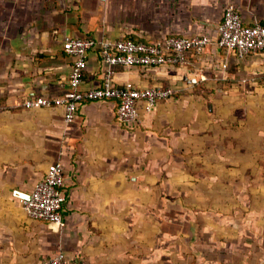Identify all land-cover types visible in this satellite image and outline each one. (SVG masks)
Listing matches in <instances>:
<instances>
[{"label": "crops", "instance_id": "1", "mask_svg": "<svg viewBox=\"0 0 264 264\" xmlns=\"http://www.w3.org/2000/svg\"><path fill=\"white\" fill-rule=\"evenodd\" d=\"M229 5L264 25V0H0V264L59 252L71 264H264V181L252 173L264 168V49L239 59L220 47ZM201 34L211 44L185 65L113 67L116 85L177 90L151 112L141 103L135 124L112 100L82 103L70 124L61 107L24 106L69 90L66 38ZM106 69L97 48L83 89ZM54 163L63 228L21 206Z\"/></svg>", "mask_w": 264, "mask_h": 264}, {"label": "built area", "instance_id": "2", "mask_svg": "<svg viewBox=\"0 0 264 264\" xmlns=\"http://www.w3.org/2000/svg\"><path fill=\"white\" fill-rule=\"evenodd\" d=\"M207 35L189 37L171 36L152 43L135 42L130 39L97 41L93 38H66L63 48L72 57L69 76V90L61 97H33L25 100L29 109L61 107L64 121L73 123L79 107L84 102L112 100L118 102L117 117L123 124H135L139 120L140 104L151 112L161 101L169 100L177 90L160 86L139 88L132 83L123 86L114 83L113 67L143 69L181 66L188 62L190 53L200 54L210 44ZM218 44L239 59L264 49V25L256 21L244 24L241 15L233 5L225 8L223 19L218 26ZM99 49L101 62L107 66L99 86L83 89V77L90 54ZM224 72L227 65H223ZM202 81L198 76H188L184 84L195 87ZM67 202L65 177L61 163L51 164L44 178L34 187L29 199H22L21 206L27 216L60 228L65 226L64 206ZM43 264H71L64 252H59Z\"/></svg>", "mask_w": 264, "mask_h": 264}, {"label": "rangeland", "instance_id": "3", "mask_svg": "<svg viewBox=\"0 0 264 264\" xmlns=\"http://www.w3.org/2000/svg\"><path fill=\"white\" fill-rule=\"evenodd\" d=\"M263 168V167H262ZM218 170H221V169H218ZM259 171V172H258ZM263 173L264 174V168L263 169H257L256 171H254L253 170V176H254V178H256L255 176H257V178L256 179H259L260 180V182H259V184L262 182V181H264V177H262V175L260 176L258 173ZM259 177V178H258ZM256 179H254V180H256ZM234 180H236V178H234ZM236 184V183H235ZM250 185V184H249ZM247 187H248V184L246 185ZM260 190H264V187H260Z\"/></svg>", "mask_w": 264, "mask_h": 264}, {"label": "water", "instance_id": "4", "mask_svg": "<svg viewBox=\"0 0 264 264\" xmlns=\"http://www.w3.org/2000/svg\"><path fill=\"white\" fill-rule=\"evenodd\" d=\"M29 197H30V196H28V198H26V199H29Z\"/></svg>", "mask_w": 264, "mask_h": 264}]
</instances>
